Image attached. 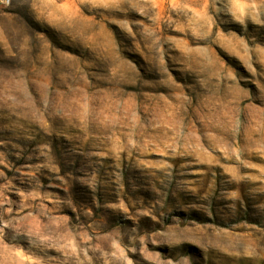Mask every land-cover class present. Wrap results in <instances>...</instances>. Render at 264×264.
Instances as JSON below:
<instances>
[{
	"label": "rangeland",
	"instance_id": "obj_1",
	"mask_svg": "<svg viewBox=\"0 0 264 264\" xmlns=\"http://www.w3.org/2000/svg\"><path fill=\"white\" fill-rule=\"evenodd\" d=\"M0 264H264V0L0 5Z\"/></svg>",
	"mask_w": 264,
	"mask_h": 264
},
{
	"label": "built area",
	"instance_id": "obj_2",
	"mask_svg": "<svg viewBox=\"0 0 264 264\" xmlns=\"http://www.w3.org/2000/svg\"><path fill=\"white\" fill-rule=\"evenodd\" d=\"M12 3V0H0V5L9 6Z\"/></svg>",
	"mask_w": 264,
	"mask_h": 264
}]
</instances>
